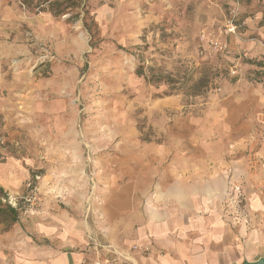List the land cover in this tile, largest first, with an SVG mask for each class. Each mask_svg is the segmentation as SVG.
<instances>
[{"label": "rangeland", "instance_id": "obj_1", "mask_svg": "<svg viewBox=\"0 0 264 264\" xmlns=\"http://www.w3.org/2000/svg\"><path fill=\"white\" fill-rule=\"evenodd\" d=\"M88 9L84 25L0 0V170L11 169L0 171L1 229L40 214L87 217L127 180L130 150H176L188 143L179 118L234 88L264 90V0ZM244 185L229 182L223 214L249 228Z\"/></svg>", "mask_w": 264, "mask_h": 264}, {"label": "crops", "instance_id": "obj_2", "mask_svg": "<svg viewBox=\"0 0 264 264\" xmlns=\"http://www.w3.org/2000/svg\"><path fill=\"white\" fill-rule=\"evenodd\" d=\"M177 123L188 143L130 150L121 165L127 180L87 217L40 214L27 228H0V264H241L264 257V90L234 88ZM237 178L245 182L249 228L223 214Z\"/></svg>", "mask_w": 264, "mask_h": 264}, {"label": "trees", "instance_id": "obj_3", "mask_svg": "<svg viewBox=\"0 0 264 264\" xmlns=\"http://www.w3.org/2000/svg\"><path fill=\"white\" fill-rule=\"evenodd\" d=\"M25 8L35 12H49L53 16L68 14L66 20L81 19L87 25L88 0H19ZM14 211V210H13Z\"/></svg>", "mask_w": 264, "mask_h": 264}, {"label": "water", "instance_id": "obj_4", "mask_svg": "<svg viewBox=\"0 0 264 264\" xmlns=\"http://www.w3.org/2000/svg\"><path fill=\"white\" fill-rule=\"evenodd\" d=\"M241 264H264V257L252 261L244 260Z\"/></svg>", "mask_w": 264, "mask_h": 264}, {"label": "built area", "instance_id": "obj_5", "mask_svg": "<svg viewBox=\"0 0 264 264\" xmlns=\"http://www.w3.org/2000/svg\"><path fill=\"white\" fill-rule=\"evenodd\" d=\"M237 188V187H236ZM238 189V188H237ZM109 264H111V263H109Z\"/></svg>", "mask_w": 264, "mask_h": 264}]
</instances>
